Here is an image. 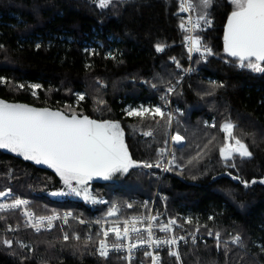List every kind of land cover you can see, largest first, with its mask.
Listing matches in <instances>:
<instances>
[{
    "label": "trees",
    "instance_id": "trees-1",
    "mask_svg": "<svg viewBox=\"0 0 264 264\" xmlns=\"http://www.w3.org/2000/svg\"><path fill=\"white\" fill-rule=\"evenodd\" d=\"M232 10L230 0H213L207 9L212 27L197 32L213 55L190 60L180 0H112L103 8L98 0H0V100L6 103L117 122L132 160L155 165L168 143L170 113L141 118L127 115L125 106L165 107L168 90L178 86L171 95L172 124L186 142L175 150L155 212L165 210L186 227L222 237L219 246L212 239L180 244L182 264H264V73L239 69L225 53ZM31 85L40 86L35 96ZM76 91L87 93L77 105ZM213 118V127L205 124ZM226 122L236 126L234 135L250 157L221 158ZM158 175L153 166L113 180L93 178L88 191L101 202H92L72 193L47 165L0 149V193L29 198L37 216L72 212L90 224L72 221L35 232L19 210L0 212V264H127L120 254L97 253L101 234L91 224L150 214ZM113 206L119 210L109 216ZM235 236L239 247L227 243ZM144 252L132 264H145ZM161 252L162 264H178L169 248Z\"/></svg>",
    "mask_w": 264,
    "mask_h": 264
},
{
    "label": "snow or ice",
    "instance_id": "snow-or-ice-1",
    "mask_svg": "<svg viewBox=\"0 0 264 264\" xmlns=\"http://www.w3.org/2000/svg\"><path fill=\"white\" fill-rule=\"evenodd\" d=\"M111 2L112 0H98L99 6L102 8L107 7ZM230 3L233 10L228 17L224 32V51L228 56L235 58L241 68L247 67L253 71L264 73V0H230ZM212 4L213 0H199L198 18L193 21L189 17L186 22L182 21L181 30L188 33L195 32L197 29L203 30L201 21L210 26L211 21L207 19V9ZM192 10H194L192 0H180L181 12ZM186 41L189 45L190 56L194 51L202 52V55L212 54L211 49L206 47H203L202 51L201 39L198 36L189 35L186 37ZM156 50L163 51V46L157 45ZM30 87L35 96V89L40 86L31 85ZM78 99L83 100L84 96L81 95ZM146 114L153 118L159 116L164 119L166 117L159 107L149 109L141 106L139 109L127 110L129 116L143 118ZM166 118L170 124L172 117L167 115ZM235 127L231 122H226L220 129L225 133V143L220 147L219 152L221 158L226 161L233 159L236 155L240 158L251 156L248 147L234 135ZM144 135L150 136L152 133L149 131ZM172 140L177 144H182L184 137L177 133L172 136ZM0 149H6L23 156L25 160L33 161L37 165H47L56 172L72 193L77 196L82 195L86 201L92 200V202L96 201L89 193L87 185L94 177L107 180L115 173H127L136 167H160L161 164L160 161H157L155 165H140L132 160L124 142L123 130L117 122L97 121L76 114L69 116L60 111H51L47 108L38 109L25 104H10L3 100H0ZM164 152L165 150L161 149L160 155H164ZM168 163H175L174 155ZM175 166L179 167V165ZM73 182H75V187ZM260 183H264V180ZM61 194L63 193H53V195ZM4 195L7 193H0V196ZM27 204L26 200L16 199L11 204H0V212ZM128 207L130 208L132 205L129 204ZM118 210L116 206H113L108 215H116ZM24 215L28 217V224L37 231L45 221L51 228L52 221L59 218L56 215L37 218L31 212H25ZM145 219H147V226L143 229V233H146V236L137 227L138 224L144 223ZM156 219V217H132L123 221L122 228L114 226L103 231L105 239L100 241L99 254L107 258L110 248L113 251H122L126 248L129 253L126 259L130 262L133 251L139 247L152 248L155 246L159 248L161 245H165L169 248V255L174 256L179 264L181 257L179 251L175 250V246L185 237L177 238L174 235L164 239L155 237L153 227ZM175 223L174 220H170L166 224H161L159 231L170 233L173 231L172 226ZM110 232L114 234L116 241L111 246L107 241ZM209 235L212 233L210 232ZM64 239L67 240L68 236L65 235ZM216 239L219 246V233H216ZM240 240L241 237L236 236L232 243L239 244ZM123 241H128L127 245ZM4 243L11 246L10 241H4ZM144 255L151 257L152 264H159L158 255L147 250Z\"/></svg>",
    "mask_w": 264,
    "mask_h": 264
},
{
    "label": "built area",
    "instance_id": "built-area-1",
    "mask_svg": "<svg viewBox=\"0 0 264 264\" xmlns=\"http://www.w3.org/2000/svg\"><path fill=\"white\" fill-rule=\"evenodd\" d=\"M193 3V1H192ZM194 8V7H193ZM180 14H181V18H182V21H187L189 17H191V19L193 21H196V19L198 18L195 13H194V10L192 11H188V12H181L180 11ZM211 21V20H210ZM201 23V26H202V29L203 30H206V29H209L212 27V21H211V24L210 26L206 25L203 23V21L200 22ZM200 29H197L195 32H192V33H188L187 32V36L189 35H193V36H198L197 35V32L199 31ZM199 37V36H198ZM200 38V37H199ZM101 45V44H100ZM186 47H187V50H188V43L186 41ZM202 51H203V46H202ZM189 52V51H188ZM195 54H201L202 55V52H192L191 53V56H190V60H192V57L195 55ZM205 55V54H203ZM240 69H246L252 73H255L256 71H253L249 68H241L239 66ZM190 72L187 71L186 74H188ZM84 96V98L86 97V94L85 92H78L77 93V101H79V96ZM213 124V123H212ZM172 142V147L170 148L169 151H166L164 152V155H162V158L160 160L161 164H160V169H159V174H160V177H159V184H158V187L157 189L155 190V198L152 200V209H151V212L150 214L148 215H136V216H131V217H128V218H125V219H105V220H98L96 222H94L93 224H91L92 226H95L98 228L100 234H101V238L98 242V246H97V253L99 254V246H100V241L102 239H105L104 236H103V231H107L108 229L114 227V226H120L121 228L123 227V221L125 220H129L131 219L132 217H142V218H147V217H156L157 219L155 220L154 222V227H153V232H154V235L155 237L157 238H160V239H164L166 237H169V236H175L177 238L183 236L185 237L184 240H180L178 242V245L175 246V250H178L180 244H185V243H189V242H192V243H195V244H205L208 240L212 239V240H215L217 241L216 239V235H206L204 233H201V232H198L197 230H190L188 229L182 222H181V217L179 216H171L169 214H167V212L164 210L162 212L160 211H156L155 212V202H156V197L159 195V187L161 185V182L163 180V178L165 177V175L167 174L168 172V169L170 167V164L168 163L169 160H171V157H172V148H174V146H179L180 144H177L175 142H173V140L171 141ZM167 169V170H166ZM4 199V198H3ZM9 199V201H8ZM16 199H20V200H26L28 201V204L27 205H22L21 207L19 208H16L20 211L21 215L23 216L24 218V223L26 224L27 228L29 229H32L33 231L35 232H41V231H50L52 230L53 228H55L57 225H66L72 221H76V222H79V223H82V224H87V225H90L89 223L81 220V219H78L76 218L72 212H63V213H56V214H52V215H56L57 217H59L58 219H55L52 221V226L51 228L48 227L47 225V221L44 222L43 225L40 226V230L37 231L35 228H33L32 226H30L28 224V217L24 215L25 212H31L34 214L35 217H40V216H37L34 211L32 210L31 206H30V201L28 199H22V198H14L13 200V193L10 194L9 193V196H7L5 198V200L3 201V203L1 204H11L13 203ZM10 210H15V209H9V210H6V211H10ZM52 215H49V216H52ZM65 217H67V219H65ZM170 220H174L176 223L172 226L173 228V231L170 232V233H163V232H160L159 231V227L161 224H166L168 223ZM186 221H188V219L186 218ZM147 226V219L144 220V223L142 224H138L137 227L141 229L142 231V234L146 236V233H143V229ZM133 236H135V234H133ZM193 240H195V242H193ZM221 239H219L220 241ZM107 241H108V244L111 246L113 243H115V236L113 233H109V236L107 238ZM134 242V240H133ZM123 243H125V245H127L128 241H123ZM164 248H168L167 246L165 245H161L159 248H156L155 246H153L152 248H146V246H142V247H139L137 249H135L132 253V258H131V261L129 262L128 259H126V257L129 255V253L127 252V249L125 248L124 250L122 251H113L109 250V254H108V257L109 258L111 255L113 254H120L122 255V257L127 261V264H132V260L135 259V256L137 254L138 251L140 250H147V251H150L152 252L153 254L155 255H158L160 260H159V264H162V249ZM100 255V254H99ZM101 256V255H100ZM102 257V256H101ZM149 258V260L145 263V264H152V259L150 256H147ZM104 258V257H103Z\"/></svg>",
    "mask_w": 264,
    "mask_h": 264
},
{
    "label": "rangeland",
    "instance_id": "rangeland-1",
    "mask_svg": "<svg viewBox=\"0 0 264 264\" xmlns=\"http://www.w3.org/2000/svg\"><path fill=\"white\" fill-rule=\"evenodd\" d=\"M193 1V7H194V13H195V15L198 17V13H199V7H198V5H199V0H192ZM211 55H213V53L211 54ZM247 68V67H246ZM240 69V68H239ZM191 71V69L189 68L188 69V71ZM187 73V72H186ZM184 74V76H186L187 74ZM190 73V72H189ZM188 73V74H189ZM178 86L176 85V86H173L172 88H170V89H172V91H169V93H170V98H169V100H168V103H167V105L165 106V107H163L162 105H160V104H145V103H139V104H137V105H133V104H128V105H126L125 106V111H126V113H127V110H129V109H139L141 106H143V107H145V108H149V109H153V108H156V107H159V108H161V110L164 112V113H170V116L172 117V120H171V126H170V130H169V135H168V143H167V145L165 146V147H163L162 149H164L165 150V152L166 151H169L170 150V148L172 147V136H174V135H176L178 132H176L175 130H174V128H173V121L175 120V112H173V110H172V101H171V95L173 94V91L177 88ZM35 92H36V94H37V89H35ZM78 92H84V91H76V92H74V103L77 105L80 101H83L86 97H87V93L85 92V94H86V97L83 99V100H79V101H77V93ZM178 112H180V113H182V111H180V110H178ZM213 123V124H212ZM205 124L206 125H208V126H211V127H213V125H214V118L213 119H211V120H209V121H206L205 122ZM181 135V134H180ZM182 136V135H181ZM183 137V136H182ZM185 142H186V140H185V138H184V141H183V143L182 144H180L179 146H174V148H172V157H171V160H172V158H173V155L175 154V150L176 149H178V148H181V147H183L184 145H185ZM234 143V142H233ZM6 150V149H5ZM6 151H8V150H6ZM8 152H10V151H8ZM12 153V152H11ZM13 154H15V153H13ZM17 155V154H16ZM161 158H162V155H160V151H159V155H158V161H160L161 160ZM172 164H170V166H171ZM159 169H160V167H159ZM118 175H119V173H115V174H113L112 176H111V178L109 179V180H113V179H116L117 177H118ZM158 177H160V174L158 175ZM159 184V183H158ZM157 187H158V185H157ZM157 189V188H156ZM5 193H7V195H4V196H0V204L1 203H3V201L5 200V198L7 197V196H9V193L10 194H12V192L10 191V190H7ZM160 195V194H159ZM158 195V196H159ZM4 198V199H3ZM14 198H22V199H28L29 201H30V199L29 198H25V197H20V196H16L15 194H13V200H14ZM155 198V194H154V197L151 199V202H152V200ZM157 198V197H156ZM162 199H163V197H162ZM95 200L97 201V202H101V199H96L95 198ZM8 201H9V199H8ZM31 202V201H30ZM152 209V208H151ZM18 211V209H15V210H10V211ZM21 214V213H20ZM185 222H186V220H185ZM184 225H185V223H184ZM186 226V225H185ZM188 229H190V230H197L198 232H201L198 228H194V229H191V228H189V227H187ZM201 233H203V232H201ZM216 234V233H215ZM236 237V236H235ZM222 237H221V235H220V239H221ZM221 241V240H220ZM219 241V242H220ZM216 243H217V241H216ZM227 243H230V244H233L232 243V240H228L227 241ZM185 244H191V245H198V244H195V243H192V242H189V243H185ZM218 244V243H217ZM240 244V243H239ZM239 244H233V245H235V246H238L239 247ZM178 251H179V248H178ZM172 257H174V256H172ZM175 258V257H174ZM176 259V258H175ZM177 261V260H176ZM178 263V262H177ZM179 264H182L181 263V260H180V262H179Z\"/></svg>",
    "mask_w": 264,
    "mask_h": 264
},
{
    "label": "water",
    "instance_id": "water-1",
    "mask_svg": "<svg viewBox=\"0 0 264 264\" xmlns=\"http://www.w3.org/2000/svg\"><path fill=\"white\" fill-rule=\"evenodd\" d=\"M226 25H227V23H226ZM225 28H226V26H225ZM223 45H224V39H223ZM226 54H227V53H226ZM232 58H233V57H232ZM234 59H235V58H234ZM34 108L43 109L42 107H34ZM47 109H49V110H51V111H59V110H54V109H51V108H47ZM60 112H62V111H60ZM62 113H64V112H62ZM64 114H66V113H64ZM66 115H68V114H66ZM90 119H92V118H90ZM93 120H96V119H93ZM97 121H99V120H97ZM138 164L142 165L141 163H138ZM136 168H141V167H136ZM94 178L103 179V178H100V177H94Z\"/></svg>",
    "mask_w": 264,
    "mask_h": 264
},
{
    "label": "bare ground",
    "instance_id": "bare-ground-1",
    "mask_svg": "<svg viewBox=\"0 0 264 264\" xmlns=\"http://www.w3.org/2000/svg\"><path fill=\"white\" fill-rule=\"evenodd\" d=\"M212 233V232H211ZM213 234V233H212ZM206 235H208V234H206ZM213 235H216V234H213Z\"/></svg>",
    "mask_w": 264,
    "mask_h": 264
}]
</instances>
